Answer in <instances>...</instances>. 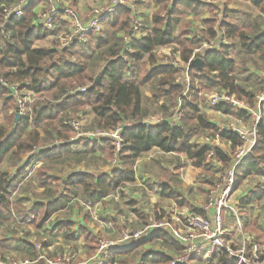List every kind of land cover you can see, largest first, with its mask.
Instances as JSON below:
<instances>
[{"label": "trees", "instance_id": "16d2710c", "mask_svg": "<svg viewBox=\"0 0 264 264\" xmlns=\"http://www.w3.org/2000/svg\"><path fill=\"white\" fill-rule=\"evenodd\" d=\"M10 1L0 0V24L4 21L1 5ZM225 1L229 4L233 0ZM244 1L256 7L259 16L239 25L226 15L229 11L225 10L220 29L231 42L220 45L216 50L196 52L194 57L202 60L201 68L190 62L188 75L191 89L197 87L194 82H197L199 87L218 88L253 107L256 94L264 89V85L256 87L259 77L252 74L244 77H254V87L240 85L236 80L237 73L247 69L244 66L238 67L232 53L240 49L244 54V62L250 61L256 65L259 61L264 62V0ZM35 3L36 1L32 0L23 9L21 18H7L3 32L0 30V75L6 83H21L39 95L31 105V113L19 116L16 120L17 107L14 98L9 94L8 88L0 82V117H4V122L0 124V165L7 157L19 160L22 156L29 155L12 177L6 178V173L0 171V212L9 204L6 194L11 184L26 174V168L32 165L34 160L95 152H102L108 161L113 160L115 149L109 140L78 138L70 141L74 133L67 124L71 118L70 113H84L87 106L92 112L90 128L123 126L122 145L117 152L118 164L108 172H71L64 181L60 177L49 175V167H38L34 174L38 185L43 187L54 182L60 189L54 192L52 200L33 203L29 214L34 215L36 228L42 226L54 213L64 209L67 202L74 197V193H77L84 203H103L105 198L122 185L135 180L136 160L154 148L166 153L184 155L196 168L218 164L216 171L223 172L230 166L231 151L240 145V138L232 130L209 121L198 109L196 101L181 95L184 87L177 81V71L172 65L162 63L155 52L159 47L176 45L175 50L178 51L180 60L188 63L199 41L189 37V22L181 21V15L186 12L199 14L203 9L211 8L208 4L199 0H155L158 7L152 13L149 32L132 40V52L125 53V59L121 55L123 42L117 34L120 31L129 33L132 13L125 6H118L104 19L106 24L101 33L105 34V37L90 34L87 44L82 45L85 50L91 48L93 41L99 47L105 46L102 54L106 57V62L93 77L87 71V62L82 59L74 61L72 51L67 48L34 47L35 40L44 38L49 32L44 26L32 23L35 18L32 12ZM215 18L211 11L210 17L203 22L206 39L216 35L213 30ZM175 25H179L177 31ZM77 43L71 46L75 47ZM144 85H149L148 96L142 94L141 88ZM83 86L84 92H72ZM177 99L181 101L182 109L177 125H172L166 120L148 125L141 123L150 116L143 108L145 104L160 103V107L165 109L164 117H167L172 114L167 108L176 105ZM216 110L241 119L247 117L244 109L224 103L216 106ZM201 132L209 133L208 143L200 145L192 141V138ZM57 141L62 143H55ZM222 142L229 144V150L220 145ZM43 146L46 148L36 156L38 148ZM251 175L264 176L263 122L257 125L254 146L234 169L232 190ZM211 176L213 177V174ZM214 181L212 178L211 183ZM159 190L163 197L173 199L179 206L186 205L191 211L202 213L186 203L180 193L169 185L161 184ZM263 195L264 189L257 187L252 193L241 198L239 204L247 206ZM139 214L146 222L147 215ZM153 214L157 216L156 210H153ZM72 227L71 222L60 226L66 231L67 238H74ZM81 234L88 241L86 245L91 250L88 254L90 257L96 244L90 243L88 239L92 238L93 241L97 237L95 235L93 239V235L85 227L81 228ZM150 242L160 244L161 248H144ZM181 250V244L168 233L156 230L149 236L131 241L123 247H110L103 264H135L128 260L132 255L137 256L136 264H169L172 255ZM236 260L229 258L228 253L223 251L213 264H234Z\"/></svg>", "mask_w": 264, "mask_h": 264}, {"label": "rangeland", "instance_id": "374dc122", "mask_svg": "<svg viewBox=\"0 0 264 264\" xmlns=\"http://www.w3.org/2000/svg\"><path fill=\"white\" fill-rule=\"evenodd\" d=\"M212 2H217V0H212ZM234 3L236 9H238L239 11L238 13L245 12L244 15L248 16L249 14H254L256 12L255 8L250 2L237 1ZM227 4L228 3L225 2L224 6H226ZM154 5L156 8L157 5L155 4V2ZM72 6H73V0H72ZM216 7L219 8V6ZM147 8L151 10V7L148 6ZM153 11L154 10H151V15ZM215 11L216 8L213 10V13L217 17V13H220V10L217 9V11L216 12ZM206 15H208V11L204 10L198 15H194V19H189V15L186 12L181 15L180 19L183 22H188L189 20L191 22H197V21H201L200 20L201 17H205ZM218 17H220L219 14ZM193 27H195L194 29L198 31L200 30V27L197 26H193ZM202 27L204 28L203 24ZM178 28L179 25H175L176 31L178 30ZM51 40L52 38H49V40L45 42V45L48 44ZM56 45H57L56 42L50 43V46L54 48L56 47ZM157 49H159L158 50L159 54L162 55L161 58H159L160 61L169 63L170 65L173 62L176 64L177 68L185 67V63H183L181 60L178 61L176 59V55H178V51L175 50L176 46L174 45L163 46ZM96 51L97 50H94V53H96ZM101 52H102L101 50L98 51V53ZM155 52L156 55H158L157 51ZM92 54L93 51L86 53L85 56L88 55L91 56ZM243 55L242 56L237 55L238 57L235 58L238 65L242 66V64L245 63L246 66L249 65V67H251L252 70L254 71L256 70L258 72L261 71L262 72L261 75L262 77H264V70L258 69L260 68L258 64L257 65L253 64L250 61L244 62L241 59ZM76 56L77 55L75 56L73 55L72 59L74 61L78 59H82L79 56L77 57ZM93 58L103 60V57L101 55L100 56L96 55ZM259 63L262 65L264 64L262 61H259ZM88 64H90L89 61ZM96 73L98 74V72ZM245 73L246 70L237 73V77H236L237 82L240 85H243L247 88L254 87L255 85H253L252 83L255 78L250 77L248 79L247 78L245 79L244 77L246 75ZM181 74H182L181 71L177 72L176 77H178L177 78L178 82H180V79L182 77ZM95 75L92 76L95 77ZM188 79L190 80L189 75H188ZM189 83L191 84V82ZM194 83L197 86L196 88L194 87V89H191V86L188 85L187 92L185 93V95H183L184 90L181 95L189 100L193 99L194 101H196L198 105V109L201 112H206L208 115L207 116L208 119L209 118L212 119V121L215 122L217 125H223V124L229 125L230 123L229 119L225 118L224 116L218 118V115L221 112L217 111L216 107L210 105L208 101V96L210 94L221 95L225 92L218 88L211 89V88L199 87L197 82ZM263 85H264V80L261 79H259L258 82L256 83V87H262ZM183 87L185 88V84H183ZM141 90L144 96L150 95L149 85H144L141 88ZM44 94L48 95L49 93L44 92ZM38 96L35 94L34 100H36ZM147 104H145L143 108L147 111V113L150 116L148 117V119H144V120L148 121L149 123L159 122L162 119V117H164L165 109L160 107L161 105L160 103L157 105H150V104L147 105ZM167 107H169V105H167ZM178 108H179L178 101H176V105H172V107L167 108V111L173 113L176 112ZM180 110L182 115V109ZM70 115L71 118L77 117V114L75 113H70ZM237 119H236L237 122L236 121L234 122L237 125L241 124L242 126H247L250 122V120L247 117L243 119L240 118L239 120L241 122L239 121V123ZM3 122H4V117L1 116L0 124H2ZM83 124H84L83 125L84 130L87 129L92 130L95 128V127L90 128V124L87 123L85 120L83 121ZM74 137H75V133H74ZM192 141H195L200 145L204 143H208L210 141L209 133L201 132L197 136L193 137ZM220 144L226 147L225 143L222 142ZM153 151H149L144 154V156L145 155L148 156V154L151 155L150 159H143L138 163L139 167L137 168L135 180L122 185L111 196L107 197L106 201L104 202L105 204L101 205V204L84 203L82 202V200L80 199L77 193L73 194L74 195L73 199L69 203H67L68 208L59 212L57 216H59L58 219H61L64 222L66 221V218H73L78 221L76 222L77 229L74 238H67L65 234L66 231H63L60 228L59 229L54 228L53 222L56 221L57 219L56 217L54 219L51 218L40 230H33L30 223H28L29 221L28 222L26 220L23 221L22 217L24 216L23 213L21 212H23V210L26 211L27 205H30L31 202H34L38 198L39 199L45 198L46 195L42 197L40 196V193L36 191L37 186L36 183L33 180H31L30 178L31 176L27 177L24 180L13 182L10 187L9 210L4 212L5 215H3V217L1 218V223H0V264L24 263L25 261L30 262L36 259L38 253L46 254L50 258L62 256L65 254L66 257L69 258L70 264H75V263L81 264L82 262L87 261V259L89 258L88 254L91 252V250L86 245L88 243L87 239L82 234L80 235L81 229L79 230V225L83 226L85 224L91 229V231H93V232L90 231V233L93 235V239L95 235L97 238H95V240L93 241H91L92 238L88 240L90 241V243L94 242L93 244H96L97 246L101 240L116 239L120 235H122L123 232H132L137 229H141L146 223L143 221V217L139 213L142 214L144 213L145 215L148 216L149 214L147 213H153V210H156L157 216L161 215L167 217V213L164 212L165 213L164 214L163 210H161L160 208L161 207L171 208L172 206H170L169 204L170 202L164 198L156 197L155 192L151 193L152 192L151 190L153 189L152 185L154 184V182L158 181L161 177L167 175V171H168L167 177L173 182L172 183L173 186L178 187L181 190H186L187 187L188 196L192 199V201L196 203L206 202L209 196V191L210 189H212L213 186H211L209 183L206 182L205 179H203L202 174L204 172L212 174L214 168H212L210 165L204 166V168L200 167L202 169L195 168L191 165L190 161L186 157L180 158L172 154H166V155L156 154V153H152ZM7 160H11V158L7 157L6 161ZM59 160L60 163L51 166L53 168V170L51 171L59 172L61 176L65 175L69 171L77 170V169H82V170L88 169L91 172H99L103 170H108V166L112 165L111 161L106 160L103 154H97V152L93 154L73 153L69 155H63L59 157ZM162 164L164 165L165 168H163ZM5 168H8V166L4 167L1 173L8 172ZM176 168L178 169V172ZM8 177L9 175L6 174V178ZM205 177L207 178V180L210 178L209 176L208 177L205 176ZM136 193H139L140 195L138 199L136 198L137 195ZM175 203H176L174 205L175 209L177 211L183 212L182 211L183 209L179 207L177 202ZM204 203L202 205H204ZM185 207L186 209H188L187 206ZM106 208L108 210L110 208L109 212L107 213L104 212V209ZM77 216L78 217L81 216V219H77L78 218ZM148 217H153V216L151 215ZM178 218L180 217L174 218V220ZM7 235L8 237L12 236L10 243L9 242L2 243L5 237H7ZM144 248L159 249L161 248V245L155 242H150L146 244ZM232 250L234 251L236 249H232ZM177 253H180V251ZM259 256L264 263V258L260 254ZM128 260L131 263L136 264L137 256L132 255ZM84 264H97V263H93L90 261ZM192 264H202V262L194 261L192 262Z\"/></svg>", "mask_w": 264, "mask_h": 264}, {"label": "built area", "instance_id": "2783aa9c", "mask_svg": "<svg viewBox=\"0 0 264 264\" xmlns=\"http://www.w3.org/2000/svg\"><path fill=\"white\" fill-rule=\"evenodd\" d=\"M29 1L30 0H12L10 3H4L1 5L4 15V21L0 24L1 31H3L7 18L10 16L21 18L23 16V8L29 3ZM44 1H46V6L44 10L36 16V21L46 29L54 30L56 20L59 18L64 19L68 25L67 33L62 39V44L64 46L71 45L74 42L85 43L87 42L89 34H99L102 31L103 18L115 10L118 6H125L132 10V17L130 20L132 31L137 35L141 32V20L133 10L134 3L137 0H101L106 7H94L88 10L83 16L76 13L74 7L72 6V0ZM218 14L221 16V13ZM218 18L220 19V17ZM215 31L216 35L211 39H206L200 33L195 34V39L199 41V45L194 50L188 63H185V67H179L181 68L179 69L176 67L175 63H171L177 72H182L180 82L182 85L185 84L183 95L187 92L190 82L188 79L189 63L194 58V54L196 52L216 50L220 47V45L226 43L224 31L221 29ZM130 52V47L128 45H124L121 55L125 59V53ZM0 82L8 88L9 94L14 98L19 116L29 115L31 113V104L35 99V93L22 86L21 83H6L1 75ZM74 91L84 92L85 87H78L72 92ZM208 101L210 105L215 107L224 103L244 109L250 119V125L248 127L235 125L231 128V130L240 138L241 143L231 152L232 161L227 171L220 175L218 182H216L212 189H210L208 199L201 207L202 213H188L182 215L184 223L183 227L175 226L171 217H149L146 224L141 229H137L132 232H123L122 235L116 239L101 240L96 246L93 255L81 264L90 261L97 264H103L110 247H123L131 241L149 236L156 230H162L168 233L182 246L180 253L172 255L169 264H187L191 262L193 256L197 252L201 251H203L208 257L210 262L209 264L216 263L223 251L228 253L229 258L233 257L237 259L235 264H264L259 256L260 253L256 244L251 245V249L249 251L245 245H242L234 251L230 248L228 241L225 238L226 229L223 225L222 218V210L224 208H230L228 205L234 184V169L238 162L254 146L258 123H264V89L256 94V103L253 107L245 105L242 101L236 99L234 95H229L226 92L221 95L210 94L208 96ZM178 107L179 108L177 109L175 116L179 119L181 116L180 100H178ZM67 124L73 129L76 138H87L93 140L106 139L111 141V144L115 149L114 158L111 161V164L113 166L118 164L117 152L122 145V125L110 128H94L92 130H84L83 121L78 117L71 118ZM142 124L147 125L149 123L144 122ZM34 263L70 264V260L65 254L50 258L46 254L38 253L35 260L15 264Z\"/></svg>", "mask_w": 264, "mask_h": 264}, {"label": "crops", "instance_id": "0c3cea01", "mask_svg": "<svg viewBox=\"0 0 264 264\" xmlns=\"http://www.w3.org/2000/svg\"><path fill=\"white\" fill-rule=\"evenodd\" d=\"M31 1L32 0H30L29 3ZM34 1H36V3H35V5H34V7L32 9V12L35 15V18L32 20V23L34 25H37L38 23L36 21V16L40 12H42L44 10V8L46 6V1H44V0H34ZM199 1H202V2H204L206 4H208L211 8L210 9H207L208 15H206L205 17H201V19H200L201 21H197V22H191L190 20L188 21L189 22V28H188V30H189V37L190 38H192V37L193 38H196L195 37V34L196 33H200V34H202L204 36V34H205L204 33L205 24L203 22H204L205 19L209 18L210 12L213 11L215 8H216V11H217V9L220 10L221 16H220V19H219L218 18V13H217V17L215 18V22L213 24V30H219L221 28L220 22L223 21V14H224V11L225 10L226 11H229L226 15L232 21L238 23L239 25L246 24L251 19H254V18L258 17L259 14H260L259 11L257 10V8L254 7V6L253 7L256 10V12L254 14H249L247 16V15H244L245 12L238 13L239 11H238V9H236V7L234 5L235 4L234 2L244 1V0H233L229 5L227 4L226 6H224V3L226 2L225 0H217V2H215V3H213L212 0H199ZM10 2H12V0ZM154 2H155V0H137L135 2L134 7H133V10L136 12V14L139 16V18L141 20V23H142L141 32L138 35L135 34L132 31V28H131V24L130 23H129V28H130L129 29L130 30L129 33H125L123 31L118 32L117 36L122 39L123 47H124V45H128L131 48V43H132V40L133 39L142 37V36H144L145 34H147L149 32L150 27H151V23H152V20H151L152 19L151 10H154L155 11L157 9V7H158V6H156V8H155ZM245 2H248V1H245ZM99 6H102L103 8L106 7V5H104L101 0H73V7H74L76 13L78 15H80V16H83L88 10H90V9H92L94 7H99ZM148 6L151 7V10L149 8H147ZM216 6H219V8H217ZM128 9L132 13V10L130 8H128ZM204 10H206V9H203V11ZM188 15H189V19H194V15H198V14L188 13ZM107 16L108 15H106L103 18V20H102V31L105 28V24L106 23L104 22V19ZM202 24L204 25V28L202 27ZM193 26L200 27V30L198 31V30L194 29L195 27H193ZM67 29H68V25L66 24V21H64V19H62V18L57 19L54 30H48L49 32H48V34L44 38L35 40L34 47H43L44 46L46 48H54V47L50 46V43L51 42H56L57 43L56 48H67L69 51H72V53H73L72 56L73 55L74 56L75 55L79 56L80 58H82V60H84L85 62H87V64H88V61H89L90 64H88V67H87L88 70L87 71H89V73H91V75L97 74L96 72L99 73L100 70L102 69V67L104 66L105 62H106V60H105L106 57L103 56V54H102L105 51V46H100L99 47L96 44V42L93 41L90 44L91 48H88L87 50H85L84 48H82V45L83 44H87V42H88V40L90 38V34L88 35L87 42H85V43H77V45H75V47H72L71 46L75 42L72 43L71 45L64 46L62 44V39L66 35ZM94 36H96V37L97 36L98 37L100 36L101 38H103V37H105V34H103V33L100 32L97 35L94 34ZM49 38H52V40L48 44L45 45V42L48 41ZM226 38H227L226 44H228L229 42H231V39L229 37L226 36ZM174 46H176V45H174ZM72 48H74V49H72ZM219 48L220 47H218L217 49H219ZM94 50H97L96 53H94ZM100 50L102 52L101 53H98V51H100ZM158 50L159 49H157L155 51H157V53H158L157 56H158V59H159V58H161L162 55L159 54V51ZM194 50H193V52H194ZM91 51H93V54L91 56H89V55L88 56H85L86 53H89ZM96 55H99V56L101 55L103 57V60L102 59L93 58ZM237 55L238 56H242L243 55V53L240 52V49L238 51H233V53H232V57L234 59L236 57H238ZM194 58H198V57H194ZM176 59L178 61L180 60L179 53H178V55H176ZM235 61H236V59H235ZM161 62L164 63V64H169V63H166V62H163V61H161ZM95 63H97V64H95ZM236 64L238 65L237 61H236ZM242 66H244L247 69L246 70V73H245L246 75L247 74H252L254 76H258L259 79H261V80L263 79L264 80V77H262V75H261V73H262L261 71L260 72H258L256 70L254 71V70L251 69V67H249V65L246 66L245 63H243ZM242 66H239L238 65V67H242ZM258 66L260 67L258 69L264 70V64L262 65V64H260L258 62ZM94 69H97V70H94ZM175 113L176 112L172 113L170 116H167V117H162V119L160 121L166 120V121H168L172 125H177L179 123V119L176 118ZM202 113H204L206 116H208L206 112H202ZM223 116L225 118H228L230 123H229V125L223 124V125H219V126H224V128H228L230 130L235 125L236 126H242L241 124L237 125V124L234 123L238 117L230 116V115H225V114L219 113L218 118L219 117H223ZM77 117L80 118L82 121L85 120L87 123L90 124V122L92 120V112L90 111L89 106L86 107L84 113L83 112L82 113H78L77 114ZM215 118H216V116H215ZM247 118L249 119L248 115H247ZM239 119L240 118L237 119L238 120V123L240 121ZM208 120L211 121V122H213L212 119H210V118ZM144 122H148V121L143 120L141 123H144ZM156 123H158V122H156ZM213 123H215V122H213ZM149 124H153V123H149ZM249 125H250V122L245 127H248ZM76 139H78V138L74 137V133H73V136L70 137V141H74ZM85 139H87V138H85ZM90 140H93V139H90ZM55 143L58 144V143H62V142H58L57 141ZM225 144H226V147H224V145H222V144H220V145L225 150H229V144L228 143H225ZM45 148L46 147H44V146L38 148L37 153H36L37 154L36 156H39L38 153L41 152V151H43ZM150 151H153L152 153H156V154H164V155H166V154H172V155L178 156L180 158L185 157L184 155H176L174 153L162 152L161 150H159L157 148L151 149ZM97 154H103V153L102 152H97ZM150 156L151 155H149V154H148V156H146V155L144 156L143 155V156L139 157L136 160V162L134 164L135 177H136L137 168L139 167L138 163L141 160H143V159H150ZM28 157H29V155L26 154V155L22 156L21 159H19V160H12L11 159V160H7L6 161V159H7L6 158L2 162V164L0 165V171H2V169L4 167L8 166V168H5L8 172H6V171L5 172H6L7 175H9L8 178H10L14 174L17 173V170L19 169V167L23 166V164L26 162V159ZM36 158L37 157H35V159ZM57 163H60L59 157H54V158L53 157H50V158H45V159H42V160H34L33 163H32V165H30L29 167L26 168V170H25L26 171V174L20 179V180H24L27 177L31 176L30 177L31 180H33L36 183V186H37V190L36 191L39 192L40 193V196H42V197H44L46 195L45 198H40L41 200L38 198L39 200L37 199L34 202H31L30 205H27L26 211L23 210V212H21V213H23V216H24V217H22L23 221L24 220H26L27 222L29 221L28 223H30V225L33 228V230H40V229H42L43 226L51 218L54 219L56 217L58 219L59 216H57V215L59 214V212H61V211H63V210H65V209L68 208L67 207V204H66L65 207H64V209H62L59 212L54 213L42 226L36 228V226L34 225V215L29 214V211H30L33 203L41 202V201H50V200H52L53 197H54V194H55L54 192H56V191H58L60 189V188H58L56 186V184L54 182H51L47 186H43V187L39 186L38 183H37V181H36V179H35V175H34L35 172H36V170L38 169V167H40L42 165L49 167V170L47 171V173L49 175H53V176H56V177H60L63 181L66 179V177L68 176V174H70L71 172H79V171L80 172H85V171H89L88 169L87 170L77 169V170L69 171L65 175H62L61 176L59 174V172H52L51 171V170H53V168L51 166L52 165H56ZM162 166H163V168H165L163 164H162ZM113 167H112V165H109L108 166V170H103V171H99V172H108ZM211 167L214 168L213 169V173H212L213 174V177L211 176V174H209L207 172H204L202 174V177H203V179L206 180L207 183H209L211 186H213L215 184V182L219 179V176L222 175L224 172H226L228 168L225 171L222 172V171H216L217 170V167H218V164H212ZM202 168H204V167H202ZM202 168H200V169H202ZM176 170L178 172V169L177 168H176ZM205 170H208V169H205ZM167 175H168V171H167ZM167 175L161 177L158 181L154 182V184L152 185L153 186V189L151 190L152 191L151 193L155 192L156 197H158V198H164V199H166L167 201L170 202L169 204H170V206H172L171 208L161 207L160 209L163 210V213L164 212L167 213V217H171L173 219L172 221H173V224L175 226L183 227L184 226V223H183L182 215H185V214H188V213H195V212L194 211H191V209L188 206H187L188 209H186V207H185L186 205H180L179 206V207H181V209H183L182 210L183 212L177 211L175 209V207H174V205L176 204L175 203L176 201H174L171 198L163 197L161 195L160 190H159V186L161 184H165V185H169L173 189H176L180 193V195L184 198L185 202L188 203L190 206L196 208V209L201 210L202 204L204 202L203 203H200V202L199 203H196V202L192 201V199L188 196V188L186 187V190H181L178 187L173 186V184H172L173 182L167 177ZM205 176H207V177L209 176L210 178L207 180V178ZM212 178L215 179V181H214L213 184L211 183V179ZM257 187H260V188L264 189V176L251 175L248 178H246L242 182V184L240 186H238L235 190H232L231 196L229 198V205H228V206H230V208H224L222 210V218H223V225H224V227L226 229L225 238L228 241V244H229L230 248L237 249V248H240L242 245H245L246 248H247V250L249 251L251 249V245L256 244L257 247H258V250H259L260 255L264 258V195L259 200L255 201V202H252V203L248 204L247 206H240V204H239V201H240L241 198H243L244 196H247L250 193H252V191H254ZM9 194H10V188L8 189L7 194H6L7 197H8V200H9V204H8V206H5L4 207V210L2 212H0V223H1V218L3 217V215H5L4 212H6V211L9 210V205H10ZM136 194H137L136 195V198L138 199L140 195H139V193H136ZM109 196H111V195H109ZM106 199L107 198L104 199L103 203L98 202V203H94V204H101V205L102 204H105L104 202L106 201ZM69 202H67V203H69ZM109 210H110V208H109ZM109 210L106 208V209H104V212L107 213V212H109ZM201 212H202V210H201ZM147 214H149L148 216H151L152 215L155 218H159V216L162 217L161 215L155 216L153 213H147ZM148 216H147V219L149 218ZM177 217H180V218L174 220V218H177ZM57 219H56L55 222H53L54 228H58L59 229L61 225L65 224L67 222H71L73 224L72 233H73V235L75 237V233H76V229H77L76 222H78V221L75 220V219H73V218H66V221L65 222L63 220H61V219H58V220ZM77 219H81V216L78 217ZM146 222H147V220H146ZM82 227H85L86 229H88L89 231H91V229L87 225H85V224L83 226H80L79 225V230ZM63 231H65V230H63ZM91 232H93V231H91ZM94 234H95V232H94ZM80 235H81V233H80ZM11 238H12V236L11 237H8V235H7V237H5V239L2 241V243L3 242L4 243L9 242L10 243ZM233 247H235V248H233ZM176 253H174V254H176ZM25 260H28V259H25ZM194 261H196V262L197 261H200V262H202V264H209L210 263L208 257L204 254L203 251L197 252L193 256L191 262H189L187 264H192V262H194Z\"/></svg>", "mask_w": 264, "mask_h": 264}, {"label": "water", "instance_id": "95a60500", "mask_svg": "<svg viewBox=\"0 0 264 264\" xmlns=\"http://www.w3.org/2000/svg\"><path fill=\"white\" fill-rule=\"evenodd\" d=\"M191 63L195 64L197 67L201 68L202 65V60L199 58H193L191 61ZM19 118V114L16 113L15 114V119L17 120Z\"/></svg>", "mask_w": 264, "mask_h": 264}]
</instances>
